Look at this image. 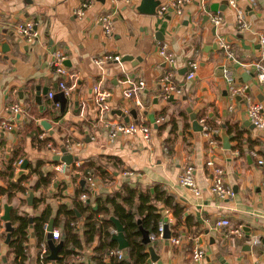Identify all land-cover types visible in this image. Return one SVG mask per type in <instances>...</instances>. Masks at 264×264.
Instances as JSON below:
<instances>
[{
  "label": "crops",
  "instance_id": "crops-1",
  "mask_svg": "<svg viewBox=\"0 0 264 264\" xmlns=\"http://www.w3.org/2000/svg\"><path fill=\"white\" fill-rule=\"evenodd\" d=\"M84 1L87 0H0V123L5 120L12 124L10 130L0 126V186H6L1 172L15 152V158H19L13 163L14 180L27 174V166L38 160L44 162V169L52 172L50 186L32 191L34 198L44 196L36 207L27 205L26 201L36 174L22 182L27 189L25 193L17 192L10 202L6 196H0V264H9L13 258L5 243L6 231L1 219L4 204L30 216L39 215L48 207L53 228L60 230L54 225V216L59 205L73 204V194L81 180L71 171L61 173L53 168L59 160H54L55 154L46 144L51 142L62 149L66 138L83 142L66 150L75 157L73 163L91 161L93 173L95 167H102L106 173L105 176L94 173L96 185L89 191L93 196L88 205L77 196L81 207L94 206L95 194L119 191L126 182L144 193L150 192L151 196L155 190H162L182 208L180 217H176L161 198H151L163 216L159 222L167 223L170 237L179 241L173 243L162 237L150 241L148 246L153 247L159 261L150 264H264L262 170L252 155L255 151L264 156V129H257L248 121L240 97L229 99L223 76V69H230L235 82L246 85L247 93L262 104L264 113V81L257 79L253 71L256 62L264 66V46L259 42V37H264V0H234L235 7L227 0L226 6L217 11L211 10L210 5L222 0H205L207 11L202 10L201 0H190L181 13L168 7L163 15L157 10L170 0H159L153 13L138 9L141 0H94L79 18L76 11ZM238 11L248 25L242 30L237 27ZM106 12L112 13L110 37L103 34L100 21ZM216 12L222 17L218 26L209 19ZM24 21H32L38 32L32 42L15 32V26ZM219 37L228 43L231 56L217 44ZM163 43L176 59L175 79L180 83L186 73L182 68L187 70L190 62L198 63L193 80L184 82L180 95L168 99L161 97L159 85L166 69L158 52ZM56 50L64 53V65L74 74V88L65 95L63 112L48 96L51 91L53 94L59 91L58 80L62 78L52 70ZM102 54L121 58L129 55L132 59L100 66L93 58ZM250 71L252 78L247 77ZM126 78L144 81V87L133 99L124 96L129 85ZM97 83L109 93L107 117L118 121L128 117L129 121L148 125L149 140L139 134L107 137L93 102V87ZM36 86L48 88L46 94H41L40 103L35 100ZM76 88L79 89L77 107L73 95ZM14 105L21 107L19 113L12 112ZM188 108L196 111L202 128L206 124L212 129L210 137L216 138L215 145L209 144L202 130L192 128ZM42 119L50 123L51 132L42 127ZM223 130L229 138V148L222 143ZM41 133H44L42 139L51 136L52 140L37 147L34 137L38 134L37 139L42 140ZM210 157L223 169L232 197L220 199L210 190L211 171L205 164ZM19 159L27 164L24 173L17 177L22 169V163L17 164ZM188 165L194 168L199 194L179 184V177ZM126 171L132 175H123ZM57 182L64 183L60 192L55 189ZM138 203L135 199L133 206ZM74 209L80 217L77 231L81 233L84 216ZM221 218H227L230 224L216 226ZM236 227H241L239 235L230 232ZM254 239L258 242L254 243ZM95 244L96 240L92 245H84L79 251L82 258L71 262L92 264ZM26 245V263L37 264L32 224ZM195 245L204 250V258L198 263L191 259Z\"/></svg>",
  "mask_w": 264,
  "mask_h": 264
},
{
  "label": "built area",
  "instance_id": "built-area-1",
  "mask_svg": "<svg viewBox=\"0 0 264 264\" xmlns=\"http://www.w3.org/2000/svg\"><path fill=\"white\" fill-rule=\"evenodd\" d=\"M94 0H87L81 4L76 11V15L81 18L84 15V11L86 7L90 6ZM190 0H170L168 3L162 4L157 13L159 15H163L168 7H171L173 11L177 14L181 13L182 8L188 3ZM229 4L235 7L234 0H228ZM201 8L204 11H207L208 4L205 0H201ZM210 22L214 26H218L222 22V17L219 12L210 15ZM100 21L102 23V32L106 37H110L112 34V13L106 12L100 16ZM247 23L244 19L243 14L238 11L237 12V27L238 29L247 28ZM15 32L24 37L27 42H32L38 36V32L35 29L34 23L32 21H24L18 23L15 26ZM259 42L262 46H264V37H259ZM217 44L223 48L228 56H231L232 53L229 49L228 43L225 42L223 38H218ZM158 52L162 56L166 69L164 70L163 75L160 78V90L161 97L163 99H168L171 96L180 95L183 91V85L191 80H193L195 76V71L198 67V63L196 61L190 62L188 68L186 70L184 80L182 83L175 79L177 74V66L176 59L174 55L168 51V47L166 44H161L158 47ZM66 56L61 50H56L53 52V57L51 61L52 70L58 76H61L60 80H58V89L62 91L65 95H69L74 88V82H72V78H74V74L70 73L68 69L64 65V61ZM94 63L97 65H104L111 61L120 62V55H107L102 54L100 56L93 58ZM253 71L255 76L260 81H264V66L256 62L254 63ZM223 76L227 85V92L230 100L235 99L236 97H240L243 102L245 115L248 121L257 129H264V113L263 106L260 102L253 99L246 91V85L237 84L232 75V72L228 68L223 69ZM69 80V81H68ZM126 83H128V87L124 89V96L126 98H135L136 94L144 87V81L141 79L132 80L130 78H126ZM185 82V83H184ZM53 92H49L48 96L52 97ZM109 93L104 88L101 87L99 83L94 85L93 87V102L95 105V109L97 112V118L104 125L105 131L107 133V137L109 139H114L119 134L124 135H132L139 134L145 140H149L150 138V127L144 123L132 122V121H122V120H113L108 118L107 115L110 113V105L108 100ZM13 113H19L21 111V107L19 105H14L11 107ZM204 122V119H201ZM0 126L4 130H10L12 128V124L8 121H1ZM203 134L208 137L209 144L215 145L217 143L216 138L210 137L212 129L209 128L206 124H203L202 128ZM44 133L39 135V138H43ZM83 144L82 141H72L69 138H66L64 141V147L61 149L52 145L51 142H48L46 146L52 150L55 155L61 156L63 154V149L68 150L72 145L81 146ZM252 155L256 157V163L260 166L262 170V197L264 200V156H260L257 152L252 151ZM22 160L19 159L17 164H21ZM83 163L81 161H75L74 163L66 164L63 161H59L58 164H55L53 168L57 172L67 173L68 171L73 172L80 180L84 181V185L87 187L88 191L81 192L78 195L79 200L84 204L88 205L92 194H90V190L94 189L96 185V178L91 168L83 169L81 167ZM207 168L211 171V185L210 190L213 194H215L220 199H227L233 196V191L231 188L225 184L224 171L223 169L216 165L213 158L210 157L205 162ZM194 168L191 165H188L184 168L182 174L179 177V184L190 189L194 194H199V189L196 185L193 176ZM123 175L129 176L132 175V172H124ZM52 180H55L54 178ZM47 224L44 223V234L47 233ZM230 221L227 218H221L216 221V226H228ZM70 225L74 230L79 229L78 221L74 220L70 222ZM164 229V223L159 222L157 226V231L149 234L150 241H153L157 237H162ZM111 231L116 233V228H112ZM231 233L239 235L241 233V227H236L230 230ZM60 237V231L57 228H53L51 230V238L53 240H58ZM169 240L173 243H177L179 240L176 237H169ZM254 243H257L258 240L254 239ZM48 254L47 244L45 241L41 242L40 250L38 253L39 264H44V258ZM114 256L118 259H122L125 256L123 249L113 248L109 249L106 253H104L105 261H109V258ZM70 258V259H69ZM82 258L79 251L72 253L68 259L69 261H78ZM204 258V250L199 246L195 245L192 249L191 259L193 263L201 262Z\"/></svg>",
  "mask_w": 264,
  "mask_h": 264
},
{
  "label": "trees",
  "instance_id": "trees-1",
  "mask_svg": "<svg viewBox=\"0 0 264 264\" xmlns=\"http://www.w3.org/2000/svg\"><path fill=\"white\" fill-rule=\"evenodd\" d=\"M32 122L31 120L30 123ZM36 136L34 137V142L37 147L43 146L47 141L52 140L51 136L42 140L37 139ZM16 155L17 152H15L14 157L9 159L5 170L1 172L2 177L6 181V186H0V196H6L9 202L17 192L25 193L27 189L22 182L31 178L32 174H36V177L31 181L28 190L37 192L51 184L52 172L44 169V162L41 160L28 165V173L14 180L13 163L19 158H15ZM92 166L93 163L91 161H85L81 165L83 169L91 168ZM94 169L96 175L105 176L106 173L102 167H95ZM63 188L64 183L57 182L55 186L57 192H60ZM84 191L88 190L79 183L73 194V204L70 206L59 205L54 216V225L60 228V237L58 239L62 241V246L58 251L59 258L55 261L56 264H84V262H69L68 257L72 253L82 250L84 245H92L94 240H96V244L92 247L90 258L92 264H148L146 262L149 256L148 244L141 241L139 227L141 226L148 230L149 233L156 232L159 221L163 220L160 209L151 201V198H161L166 206L173 209V214L176 217H180L182 212V208L176 205L164 191L155 190L151 196L150 192L144 193L137 186H132L126 182L119 191L105 195L95 194L94 206L91 207H81L79 204L80 201L77 196ZM43 199L44 196L42 194L35 197L33 207L38 206ZM135 199H138L139 203L133 206ZM1 207L0 199V210ZM74 208L78 209V212L84 216V228L81 233L74 230L70 225L71 221L80 218ZM112 217L118 219L122 224L128 246L124 249L125 256L122 259L111 256L109 261H105L104 253L109 249L116 248V241L112 238L113 232L111 231L115 227ZM49 218L50 210L48 207L36 216L19 213L17 209L11 210V222L14 227L11 231L8 247L13 258L9 264H27L26 240L28 238V228L31 224L34 230L35 246L39 253L41 242L46 241L43 226L44 223L48 222ZM47 255L44 258V264L51 261ZM36 259L37 264H39L38 254Z\"/></svg>",
  "mask_w": 264,
  "mask_h": 264
},
{
  "label": "water",
  "instance_id": "water-1",
  "mask_svg": "<svg viewBox=\"0 0 264 264\" xmlns=\"http://www.w3.org/2000/svg\"><path fill=\"white\" fill-rule=\"evenodd\" d=\"M222 3H212L210 5V9L213 11H217L218 9H221L222 6H226L227 4V0H222ZM159 4V0H141L140 4L138 6V9L142 12H146V13H153L155 10V7ZM205 18H208V16H205ZM132 57L129 55H124L121 58V61H128L131 60ZM68 63V61H67ZM186 71V67L182 68V72L184 73ZM246 75V74H244ZM247 77L252 78L253 77V71H250L249 75H247ZM35 100L37 103H40V97L41 94H46L48 92V88L43 87L42 89L39 86L35 87ZM78 94H79V89L76 88L73 92L74 95V105L77 107L79 101H78ZM52 100L56 103L59 104L60 106V111L63 112V110L65 109L66 106V101L67 98L65 96V94L62 91H57L56 93L53 94L52 96ZM189 111V116L192 122V128L194 130H202V126L198 123L197 118H196V111H192L190 108H188ZM122 114V113H121ZM131 114L133 116H135V111L132 110ZM123 115V114H122ZM125 121H129L128 117H125ZM40 124L42 125V127L44 129H47L51 132L50 129V123L48 121H46L45 119H42L40 121ZM221 138H222V143L226 148H229V138L227 136V134L225 133V131L223 130L221 133ZM63 154L61 156L58 155H54V160H59V161H63L66 164H70L73 160H74V156L66 151L65 149L62 150ZM27 161H23L21 164L22 169L20 171L17 172V177L19 175H21L22 173H24V169L26 167ZM80 184L83 185L84 181L81 180ZM33 198H34V194L32 191L29 192V194L26 197V201H27V205L31 206L33 204ZM11 205L8 204H4L3 205V213L1 215V219L4 221V225H5V231H6V239H5V243H8L10 240V235H11V231L13 230V226H12V222H11ZM114 222L115 228H116V233H114L112 235V238L117 242V247L119 249H125L128 246V242L124 236L123 233V227L122 224L120 223V221L114 217L111 218ZM166 221V219H164ZM53 229V219H50L48 221L47 224V233H46V243L49 249V253L47 255L49 260L52 261H56L59 258L58 255V251L62 246V241H55L51 238V230ZM140 231H141V241L145 244H149L150 243V239H149V232L148 230L142 228L141 226L139 227ZM170 237V230L168 228V224L164 223V229H163V234H162V238H164L166 241L169 239ZM148 252H149V257L147 258V263L150 264L151 262L154 261H158V256L156 255L153 247L151 245L148 246ZM159 263V261H158ZM130 264V263H128Z\"/></svg>",
  "mask_w": 264,
  "mask_h": 264
},
{
  "label": "rangeland",
  "instance_id": "rangeland-1",
  "mask_svg": "<svg viewBox=\"0 0 264 264\" xmlns=\"http://www.w3.org/2000/svg\"><path fill=\"white\" fill-rule=\"evenodd\" d=\"M52 261V260H51Z\"/></svg>",
  "mask_w": 264,
  "mask_h": 264
}]
</instances>
